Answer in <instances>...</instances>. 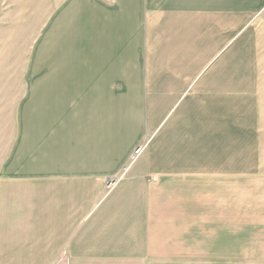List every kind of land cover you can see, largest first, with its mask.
Returning a JSON list of instances; mask_svg holds the SVG:
<instances>
[{
  "label": "crops",
  "instance_id": "obj_1",
  "mask_svg": "<svg viewBox=\"0 0 264 264\" xmlns=\"http://www.w3.org/2000/svg\"><path fill=\"white\" fill-rule=\"evenodd\" d=\"M30 3L0 264L227 260L264 234V0Z\"/></svg>",
  "mask_w": 264,
  "mask_h": 264
},
{
  "label": "rangeland",
  "instance_id": "obj_2",
  "mask_svg": "<svg viewBox=\"0 0 264 264\" xmlns=\"http://www.w3.org/2000/svg\"><path fill=\"white\" fill-rule=\"evenodd\" d=\"M30 2L32 0H0V145L2 144L1 141L8 136V128L12 120V110L17 101L18 83L20 82L25 55L28 45L37 30L34 17L36 12ZM169 29L174 35L176 34V28ZM162 38L159 37L160 41ZM164 42L166 45L170 43ZM143 145L147 147V142H143L140 146ZM134 162L131 157L130 163ZM238 189L240 190V188ZM200 237L202 239H214L218 236ZM25 238H30L36 244H40V242H47L49 236L47 234H35L25 236ZM233 238V243L228 242L225 244L228 250L233 251L232 258L227 260H212L209 258L182 260L178 259V256H171L168 264H264V234L251 237L236 235ZM203 244L206 246L213 245V243L204 242ZM42 254L45 255L44 252L40 253V255ZM171 254L180 255L177 251H171Z\"/></svg>",
  "mask_w": 264,
  "mask_h": 264
},
{
  "label": "built area",
  "instance_id": "obj_3",
  "mask_svg": "<svg viewBox=\"0 0 264 264\" xmlns=\"http://www.w3.org/2000/svg\"><path fill=\"white\" fill-rule=\"evenodd\" d=\"M145 147H146V145H145V146L143 145V146H139V147L136 149L135 153H134L133 156H132V160H133V161H136V159L138 158V156L141 155L142 152L144 151Z\"/></svg>",
  "mask_w": 264,
  "mask_h": 264
}]
</instances>
